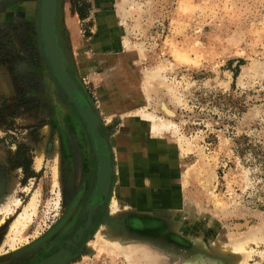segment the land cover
<instances>
[{"label":"rangeland","instance_id":"1","mask_svg":"<svg viewBox=\"0 0 264 264\" xmlns=\"http://www.w3.org/2000/svg\"><path fill=\"white\" fill-rule=\"evenodd\" d=\"M1 1L0 264H34L52 258L35 261L47 248L40 239L76 186L60 170L49 115L62 94L40 51V0ZM47 2L46 50L110 149L111 133L132 122L169 145L167 161L140 167L127 195V170L112 186L114 205L67 264H264V0ZM52 42L64 49V69ZM142 109L173 128L153 131ZM106 231L119 247L100 239ZM243 238L245 252L226 249Z\"/></svg>","mask_w":264,"mask_h":264},{"label":"flooded vegetation","instance_id":"2","mask_svg":"<svg viewBox=\"0 0 264 264\" xmlns=\"http://www.w3.org/2000/svg\"><path fill=\"white\" fill-rule=\"evenodd\" d=\"M1 4L2 1L0 0V17L4 19L3 14L5 15V12L7 13L8 10L5 6H1ZM39 4L40 51L46 64L44 57L46 44L43 40V19L47 20L50 5L48 2L46 3V0H40ZM51 14V25L54 27L56 40H58L59 36L56 28H58L59 19L56 2L55 9H52ZM8 25L9 23L6 20L0 22V30H9ZM59 46L61 47V45ZM58 68H61V64ZM67 87L71 91L74 89L71 85ZM58 90L62 96L56 103L54 101L51 102L49 115L53 121V125L57 129L58 149L61 154L60 170L67 185L72 184L76 187L71 189L67 208L61 220L57 223L56 229L48 232L40 239L47 248L43 255L39 256L35 261L52 256V258L55 257V264H67L75 257V254L78 253L93 231L97 229L98 223L101 222L103 214L107 211L109 197L112 195L114 177L112 152L106 131L101 128L98 130L94 129L95 122L90 114L85 113L86 104L80 97V93L73 90V101H70L66 95L67 91L63 89V86L60 87L58 85ZM77 106L83 111V116L79 114ZM97 142L100 144H97ZM86 208H95L87 224L84 222L86 219H81ZM80 228H84L81 239L76 243L70 244L68 241L69 235L76 236ZM53 233L55 234L51 236ZM33 245H29L26 249H31L34 247Z\"/></svg>","mask_w":264,"mask_h":264},{"label":"crops","instance_id":"3","mask_svg":"<svg viewBox=\"0 0 264 264\" xmlns=\"http://www.w3.org/2000/svg\"><path fill=\"white\" fill-rule=\"evenodd\" d=\"M108 26V25H107ZM124 129L120 125L118 128L120 131L111 133L114 138L113 145H111L112 152V164H113V186H118L122 179L125 178V171L129 174L127 181L126 192L128 194L136 185L135 178L137 177V171L142 167L144 169L146 166L149 168L151 161H167L169 145L167 140L155 139L153 134L150 132L148 125L144 123H131L125 124ZM124 133L122 135V132ZM125 149V152L121 149ZM159 150V151H157ZM124 152V153H123ZM154 153V154H153ZM159 155L157 158L152 159V155ZM118 155L120 159L118 158ZM122 160V161H121ZM126 165V167L124 166ZM144 167V168H143ZM125 168V169H124ZM150 173H146L145 177L150 176ZM127 177V176H126ZM140 177V176H139ZM148 179L145 178L144 183ZM141 182V181H140ZM147 184V183H146Z\"/></svg>","mask_w":264,"mask_h":264},{"label":"bare ground","instance_id":"4","mask_svg":"<svg viewBox=\"0 0 264 264\" xmlns=\"http://www.w3.org/2000/svg\"><path fill=\"white\" fill-rule=\"evenodd\" d=\"M123 10V8H122ZM68 14V23L70 25V29L71 31L74 33V35L76 36L77 34V28L74 24V21L71 19V17H73V12L71 10H69L67 12ZM58 56V54H57ZM64 86V85H63ZM145 88V87H144ZM147 94V93H146ZM146 98V97H145ZM163 109H165L164 105H162ZM166 112H169L167 109H165ZM145 120L151 122V129L155 132H161L163 130H166V129H172L173 127L171 126L172 123L171 122H168V119L165 120L166 118L162 119L161 117H158L157 115H155L153 112L151 111H146L145 109H142V111L140 110L139 113ZM171 126V127H170ZM56 153V152H55ZM54 156V155H53ZM39 159L41 157V155L39 154ZM37 157V158H38ZM56 160V159H55ZM56 164V162H55ZM53 167H56V166H53ZM56 175V174H55ZM110 200H109V203L110 205H114L115 203V199L113 197H109ZM34 202V201H33ZM32 202V203H33ZM5 205V204H4ZM7 205V204H6ZM7 207V206H6ZM29 209V207L27 208ZM95 211V208H86L85 209V212H83L82 214V217L84 216L85 213H91V212H94ZM26 215V213H24L22 216V218ZM21 216L17 219H14L16 220V222L13 223V227L14 226H17V223L20 221L21 219ZM27 216V215H26ZM24 220V219H23ZM26 220V218H25ZM89 222V219L87 218L86 220V224ZM100 223V222H99ZM98 223V229L100 228V225ZM12 225V224H11ZM12 227V226H11ZM102 227V226H101ZM96 228V227H95ZM11 229V228H10ZM84 228H80L79 231H78V234L76 235V238L73 240V243H76L77 241H79L81 239V236H82V231H83ZM15 230V229H14ZM252 231V230H251ZM258 235V234H257ZM194 237L196 238V235H194ZM100 239L108 244V245H113V246H118L119 247V242L116 238L112 237V234L110 236V233L109 232H104V233H101L100 235ZM199 239V238H198ZM72 241H69V243L71 244ZM245 243H246V238H243V239H240L238 241H235L234 243H231L230 246H227L226 249H230L231 251L233 252H236V253H242V252H245ZM43 263V262H42ZM43 264H49V260H47L46 263H43ZM240 264H244V261L241 260Z\"/></svg>","mask_w":264,"mask_h":264},{"label":"water","instance_id":"5","mask_svg":"<svg viewBox=\"0 0 264 264\" xmlns=\"http://www.w3.org/2000/svg\"><path fill=\"white\" fill-rule=\"evenodd\" d=\"M52 9L54 10L55 9V2L53 1L52 2ZM52 28L54 29L53 25H52ZM52 40L55 41L56 40V35H55V32H53V35H52ZM52 47L54 48V51L56 53H58L59 57L61 58L62 60V63H61V68L64 69V66L66 65L67 61H66V57H65V54H64V50L60 47V46H57L55 43L52 42ZM45 62H46V65H47V68L49 69L51 75L55 78V80L57 81V84L62 87L63 85L65 86V81L64 80H61L60 79V75H59V72H58V69L57 67L55 66L54 62H53V59H52V55L51 53H49L47 50L45 51ZM69 85H71L72 87H76V84L70 79V82H69ZM63 86V89L66 92V95H67V98L70 100V101H73L72 99V94H71V91L67 88V86L64 87ZM78 108V111L80 113L81 116H83V111L81 110V108L79 106H77ZM47 260H49V264H55L54 262V258H48V259H45L39 263H36V264H43V263H46ZM43 262V263H42Z\"/></svg>","mask_w":264,"mask_h":264},{"label":"trees","instance_id":"6","mask_svg":"<svg viewBox=\"0 0 264 264\" xmlns=\"http://www.w3.org/2000/svg\"><path fill=\"white\" fill-rule=\"evenodd\" d=\"M77 12L79 13L80 17H84V14L80 11V9H77Z\"/></svg>","mask_w":264,"mask_h":264}]
</instances>
